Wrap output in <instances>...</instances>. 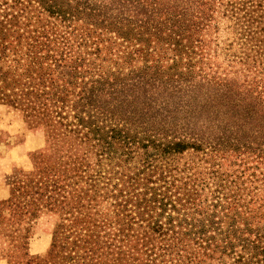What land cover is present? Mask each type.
Returning <instances> with one entry per match:
<instances>
[{"label":"trees","instance_id":"16d2710c","mask_svg":"<svg viewBox=\"0 0 264 264\" xmlns=\"http://www.w3.org/2000/svg\"><path fill=\"white\" fill-rule=\"evenodd\" d=\"M253 13L230 0H0V107L46 143L11 181V264H264ZM41 214L55 217L49 247L29 257L10 234Z\"/></svg>","mask_w":264,"mask_h":264},{"label":"rangeland","instance_id":"374dc122","mask_svg":"<svg viewBox=\"0 0 264 264\" xmlns=\"http://www.w3.org/2000/svg\"><path fill=\"white\" fill-rule=\"evenodd\" d=\"M237 4H243V8H250L254 11V15H260L264 23V0H230ZM229 2V0H223ZM253 4V5H252ZM227 24L223 23V31H218L217 39L219 42L228 43L232 36L226 27ZM231 30V28H228ZM214 40L215 35H211ZM220 44V45H221ZM212 55V53H211ZM221 60V57L218 59ZM221 67L219 70H222ZM45 132L41 128L27 127L21 119L20 114L0 107V222L7 223L11 216L12 211L9 206L11 200L12 184L11 181L20 178L23 180L26 172H32V162L30 155L34 152H39L44 149ZM238 164V162H237ZM237 164L224 167L230 173L232 170H241ZM245 166H251L247 163ZM24 174V175H23ZM55 217L49 214H41L37 218L25 219L20 226L27 227V234L24 230L14 231L10 235L12 238L16 236L25 235V243L23 244V251L29 257L44 256L48 250L50 242V231ZM8 238L0 231V264H11L7 257V250L9 249ZM230 260L226 258L221 259L220 264H228Z\"/></svg>","mask_w":264,"mask_h":264}]
</instances>
